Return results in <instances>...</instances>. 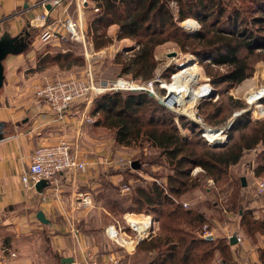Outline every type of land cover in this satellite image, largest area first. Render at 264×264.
<instances>
[{
	"label": "rangeland",
	"instance_id": "1",
	"mask_svg": "<svg viewBox=\"0 0 264 264\" xmlns=\"http://www.w3.org/2000/svg\"><path fill=\"white\" fill-rule=\"evenodd\" d=\"M171 1L175 2L177 12L179 8L177 1ZM229 1L232 6H247L250 10L248 14L257 13L255 10H258L259 8L261 11L262 9H264V0ZM255 1L258 4H256ZM61 3L62 7L64 8L63 11L65 9L66 11L63 12L61 10L60 15L59 17H57V19L61 18L64 21L65 18H70L72 21L78 24L81 31H83L84 37L83 39H81L83 41L70 39L68 33L65 31L63 32L60 28V25H58L57 23L54 24L57 19L51 17L50 15V12L54 10V8H52L50 4H47L45 6V11L49 13L48 23L51 24L50 32L53 35L48 39L41 38L40 34L43 30V26L39 27L40 29H38V33L36 29H32L31 26L33 25L30 22L31 26L28 25L27 27L23 28V30L18 35V44L26 43L25 48L18 54H7L2 60L4 79L0 91L3 90L4 82L7 83V89L10 88L9 83L11 84V86H16L20 94L26 95V98H24V101H26V103L23 104H27V101L31 100V103H29L28 109L26 110V113L29 112V114L30 110H33V114H31V117L35 114L34 111H36V113H40L39 117L42 120L44 119L42 117L43 115H45L47 118L48 116L55 118L54 115H48L46 113L43 114L47 111V108H44L43 105L36 102L34 89L36 86L42 85L45 82L58 78H77L83 79L85 81L92 80L95 84L105 81L114 82L117 79L123 78L125 81L137 83L139 85L153 80L155 91V98L153 99H163L168 91V99L172 100L174 98V95L172 94H174L175 92L167 86H171L173 82L172 76L179 72V69L181 67L180 65L186 60L190 61L191 68H195L198 73L197 83H194V85L189 84V86L191 87L193 85L196 90V87H199V83H208L209 86L214 89V96L208 99L199 98L198 101L194 100L193 97L189 98V100H193L195 102L194 108L196 112V118L199 116L203 123H205L206 125L204 130L200 125L195 123V121L189 119L187 117L188 115H177L174 112V108L169 109L164 106L167 112L173 114L175 122L178 124V131L181 136H188L189 138H192L196 141L197 138L203 139L201 135L202 131L204 137H206L204 135V132L208 131L213 132L212 135L215 134V132L217 134L218 132H220V128L227 126L232 119L234 120L235 118L242 116L248 111L249 104L246 103L247 100L250 103H253L257 97H264V60L261 59L264 58V52L258 53V51H256L253 55L247 56L248 62L252 66L251 76H249L239 84L228 85L226 83H222L218 87H214L210 83L209 77L205 74V67L209 64L210 67H208V69H212L214 73H224L227 69V66H217L212 63H208L209 59L200 61L194 55V53L191 52V48L197 46V44L193 46L187 45L183 50L179 48L173 41L167 40L161 46H159L156 51H154V58L157 61V67L154 71L153 77L145 81L134 80L129 75H120L119 65L115 63L114 60L118 53H121L122 57L130 56L132 54V51L138 48L136 42L130 39L116 40V28L118 27L116 25H110L108 27H99L97 34L103 32L106 35L108 34L109 36H112V43L96 49L93 43L94 34L89 31L86 35V30H88L89 24L93 20V16L98 12L95 11L97 9L94 10L92 8L93 6H95V1L62 0ZM39 5L42 9L41 13H43L44 8L40 3ZM61 5L56 7H60ZM47 6H49V8H47ZM53 15L54 14H52V16ZM175 15H177V13ZM187 18L196 20L199 27L197 29L195 28L194 30L190 29L193 30L192 32H190L187 28H183L182 22H185V19ZM201 24L202 23L193 16H188L179 22L180 27L189 36L197 34L201 29ZM37 35H39V38ZM62 36H65L63 40H66L67 42H63L61 40L60 37ZM84 44L86 48H84ZM65 52L71 53V57L69 60H63L60 58H58V60L56 59L59 54H63ZM173 52H175V55H172ZM240 54L243 56L245 55V52H241ZM70 61L71 64H69ZM4 62L5 64L7 63L6 66ZM111 91L112 90H107L96 94L89 93L84 98L73 102L66 108V110L70 107H73L74 109H80L81 107L86 108L87 112L84 113V117L81 116L83 117V121L85 122L84 124L86 125L85 131L87 132V135L89 137L88 140H96L94 142H91L93 143V145L88 148L86 147V149H91L92 151L95 147H98V157L100 160H98V164L101 165L97 166L98 169L100 168L98 171L97 167L93 169L92 166H90L88 163L90 157H92V152H82V150H79L80 146L75 145L74 148L71 146L73 153L79 157L85 158L87 162L86 170H77V172L86 173L87 170L89 171L91 169L92 171L94 170L95 175H97L94 181L91 182V185H89V187L84 186L83 188H81V190L79 189L74 194V200H72V204L74 206L76 204V197H79L83 193L89 194L92 199V204L84 208L78 207L77 205L74 207V210L78 212H75L77 213V215H75V217L73 218L74 223L72 222L73 224L71 228L75 233H77V230H79L82 234L90 235L91 231L94 230L96 233L98 232V235L101 234V231L104 234V238L107 243H105V240L102 239V247L104 251L109 252H107L101 259H97L89 250H85L84 255L90 253L91 256L97 261H103L109 257H113L116 260V264H144L149 260L150 255L142 249L137 250L136 246L140 240L146 238L147 236L149 237L148 234L150 232V234H154V231H156V233L159 234V224L155 220L151 219L152 223L150 225V228H148V232L144 235H139L130 228L125 219V216H130L128 213L146 215L144 214L146 211H144L143 209V213L131 211L119 213L117 212V209H112L109 206L108 208L105 207L107 200V198L105 197L114 195V192L116 194L114 196H128L132 191V187L137 186L138 184L145 186L146 183L148 184L160 182V184H163L165 186L167 184L166 176L168 174H171V172L168 169L167 164L164 163V159L162 157L160 159V164H154L153 161L157 158L159 149L151 146L150 143L143 141L142 145L136 144L130 146H122L114 141L113 130L94 125V122L99 118L100 114L93 113V101L97 98V96ZM122 92L130 91L126 90ZM23 104H20L18 106V109H24L25 107L23 106ZM240 104H244V107L240 108ZM260 105L262 104H260L258 101L257 103L250 105L249 110L252 111L257 106L255 108V112H260ZM262 113V115L258 113H252V116L253 118L256 117L257 119H261L264 116V110H262ZM64 116L65 112L63 114V117ZM206 116H208L213 122L207 120ZM189 117L193 118L194 115L190 114ZM179 119H182L184 123L185 121L191 122L195 124V126H186L188 124L186 123L185 127L187 128H185L183 127L182 122L179 121ZM60 120L62 119H59V121ZM253 124L250 123L244 128L234 130V138H237L241 134L248 133L250 129L253 128ZM29 129L30 128L26 130ZM230 129L231 126L227 128V131H229ZM220 134L221 136H223L221 132ZM212 138L213 140H217L218 135H214ZM228 141V132H226V139L220 145L224 146L228 143ZM198 147L200 148V146H197V148ZM259 150V146L251 150H246L240 162L229 168V173L232 176L237 177L238 180L240 179V177L244 176L247 182V185L241 191V197L243 198V208L240 209V213L237 206L231 207L228 205L227 197L229 194H231V191L228 190L227 193L223 191V189H227L226 183L214 181L212 178H205L204 172L200 166L191 168L189 173V179H196L197 184L191 182V184L186 189H184L180 195H172L173 201L175 200L174 203H181V207L183 210H187L189 208L197 211L204 210L205 219L203 223L195 221L189 225L184 221H181V219L180 221L173 220V223H179L178 226H180L182 229H184L185 231H192L193 234L199 236L200 238H206L209 235L212 236V239H208L211 241V243L206 245L205 247H201L199 249L200 251L198 252H201L203 248L214 249L216 248V245L225 246L228 252L231 253L232 258H230V260H232V262L224 264H232L234 262L233 252L236 251L237 248H242L239 247V244H242L241 241L243 242V240H248L253 244L264 246V225L252 223L256 220H259L260 223L264 219V195L257 196V189L255 186V182L257 180L264 181V163H261L264 161L256 157V154L259 152ZM135 160H138V162L141 164V169L131 168V163ZM120 162H124V164H121ZM258 166H262V170H259L257 172L256 168ZM126 167H129L132 171L130 173L131 175L128 176L127 180L125 181L124 175L122 176L119 171L125 169ZM106 181L116 185V188H119L117 190L113 189L111 191L107 188H104L103 184ZM54 184L57 185V181ZM50 186L51 185H48V188ZM44 189L42 188L41 191ZM173 206L174 204L166 205V211L170 210ZM242 211L244 212V219H242L241 216ZM148 216L151 217L150 215ZM160 222L167 223L168 218L162 217L159 219V223ZM110 225L119 226L122 232L126 233V235L133 242L132 250H127V246L125 244L124 246L126 248L107 237L105 228ZM95 232L93 234L97 235ZM232 235H235L236 239L238 237L237 235H241V241L237 240V243L231 245L229 239ZM31 236H45L47 240L49 233L46 231V229L33 230ZM35 242L36 245L40 244L38 240H36ZM119 242H121V240H119ZM87 243L88 241L85 242V245ZM47 244L48 246L44 244L43 248H38L37 250L40 251V253L44 252L46 255V259L55 264L57 263V260H55L54 256L55 254L52 251L51 245L49 243ZM73 244L74 245L71 247L73 256H68L72 258V262L63 264H84V258L82 259V261H80V263H77L75 260V254L80 251V242L78 238H75ZM225 259H229V257ZM205 264H222L218 250L215 251V257H209Z\"/></svg>",
	"mask_w": 264,
	"mask_h": 264
},
{
	"label": "trees",
	"instance_id": "2",
	"mask_svg": "<svg viewBox=\"0 0 264 264\" xmlns=\"http://www.w3.org/2000/svg\"><path fill=\"white\" fill-rule=\"evenodd\" d=\"M93 1L95 6L92 8L98 12L93 16L86 35L89 31L94 34V47L99 49L111 44L112 36L103 32L97 34L98 28L116 25V40H134L138 48L134 49L130 56L122 57L121 53H118L114 60L119 65V74L129 75L134 80L145 81L153 77L157 67L154 51L167 40L173 41L183 50L187 45L197 44L191 48V52L200 61L209 59L208 63L227 66L224 73H214L212 69H208L209 64L205 67V74L214 87L222 83H241L252 73L247 56L256 51L264 52V9L261 11L259 8L255 10L257 13L248 14L250 10L247 6H232L229 0H176L179 8L175 15L169 7L171 0ZM255 3L258 4L256 1ZM188 16L196 17L203 24L193 36L185 33L179 25V22ZM64 37L60 38L67 42L63 40ZM241 52H245V55L242 56ZM70 57L71 53L65 52L59 54L56 59L69 60ZM259 103L264 106V97ZM239 107H244V104ZM92 111L94 114H100L94 125L113 130L117 144L142 145L145 141L158 148L154 164H160L162 157L171 172L166 176L165 186L160 182L146 183L145 186L138 184L132 187L128 196H114V192V195L105 197V207L117 209L119 213H143L144 209V214L151 217L128 214L152 218L159 224V234L156 231L154 234L150 232L149 237L140 240L136 246L137 250L142 249L150 255L144 264H205L209 257H215L217 250L222 264L231 263V253L223 245H216L214 249L203 248L198 252L211 241L196 236L192 231H185L178 226L179 223H173V220L181 219L189 225L195 221L203 223L205 212L191 208L183 210L181 203H174L173 196L180 195L191 182L197 184L196 179H189V173L191 168L200 166L205 178L226 183L227 189L223 191H231L227 197L228 205L237 206L240 213L243 208L241 191L245 187L242 186L241 177L239 181L237 177L232 176L229 168L240 162L246 150L257 146L260 150L256 157L264 161V116L261 119L253 118L252 112L248 110L233 120L231 129L227 131L229 141L226 145L211 146L204 138L205 141L202 138L195 141L188 136H181L173 114L167 112L158 100L150 97L145 91L106 92L94 99ZM206 119L213 122L208 116ZM179 121L183 127L186 123V126H195L188 121L184 123L182 119ZM250 123H254V126L248 133L234 138V130L244 128ZM256 170H262V166H258ZM131 171L126 167L119 173L124 175L126 181ZM103 185L110 191L119 188L107 181ZM44 188H48V185ZM168 204L174 206L166 211L165 206ZM241 216L244 219L243 211ZM162 217L168 218V222L159 223ZM263 221L259 223V220H256L252 223L264 225ZM257 250L259 259L264 264V247ZM228 257L229 259H225Z\"/></svg>",
	"mask_w": 264,
	"mask_h": 264
},
{
	"label": "crops",
	"instance_id": "3",
	"mask_svg": "<svg viewBox=\"0 0 264 264\" xmlns=\"http://www.w3.org/2000/svg\"><path fill=\"white\" fill-rule=\"evenodd\" d=\"M63 9L62 5L54 8L50 12L51 17L57 19ZM41 11L38 0H0V37L4 33L10 37L18 36L23 28L31 26ZM31 27L39 33V27ZM6 85L4 82L3 90L0 91V122H3L0 138V264H54L46 259L44 252L37 250L43 248L44 244L48 246L47 243L55 254V264H63L62 257L73 256L71 247L75 238L80 242V251L75 254L77 263L84 258L85 250H89L97 259L103 258L109 251H104L102 247L101 241L105 240L102 231L98 235L93 230L88 235L79 230L75 233L71 228L73 218L77 215L75 212H78L72 204L74 194L84 186L91 185L97 176L94 170H87L86 173L62 172L57 176V185L52 184L42 190V194L25 190L21 183V173L30 163L33 148L39 144L53 143L61 138L68 140L73 148L75 145L80 146L82 152L91 151L86 147H91V142L96 140H88L85 131L83 115L87 112L86 108L70 107L60 121L51 116L42 120L36 111L31 117L32 109L30 114L26 113L31 100L23 104L26 103V95L20 94L18 88L10 83V88L7 89ZM20 104L25 108L18 109ZM91 152L88 163L94 169L101 166L98 164V147ZM99 169L97 167V171ZM38 211L49 220L48 224L37 219ZM43 229L49 233L47 240L45 236H31L33 230ZM36 240L40 244L36 245ZM241 243L239 247L242 248L233 252L232 264H263L257 250L263 245L248 240Z\"/></svg>",
	"mask_w": 264,
	"mask_h": 264
},
{
	"label": "built area",
	"instance_id": "4",
	"mask_svg": "<svg viewBox=\"0 0 264 264\" xmlns=\"http://www.w3.org/2000/svg\"><path fill=\"white\" fill-rule=\"evenodd\" d=\"M38 1L44 8V12L37 15L35 19L32 21V24L34 27L43 26V30L40 34L41 38L48 39L53 34L50 32L51 24L48 23L49 13L45 11V6L47 4H50L52 8H55L56 6L62 4L61 3L62 0H38ZM169 7L173 11V14H176V6L174 1L169 2ZM65 11L66 9L63 12ZM188 20L192 21V25H187L184 24V22H182L183 28L185 29L187 28L190 32H192L195 28L197 29L199 27L198 22L196 20H193L191 18L185 19V21ZM57 21H55L54 24L57 23L58 25H60L62 31L67 32L70 39L83 41L81 40L84 37L83 31H81L78 24H76L70 18H65L64 21L61 18H59L57 19ZM84 48H86L85 44H84ZM153 84H154L153 80L139 85L137 83H131L125 81L123 78L117 79L114 82L105 81V82H100L98 84H95L92 80L85 81L83 79H77V78H65V79L58 78L45 82L42 85L36 86L34 89V95L36 98V102L43 105L44 108H47V111L44 112L43 114L46 113L48 115H54L55 119H62L66 108L70 104H72L73 102L79 99L84 98L89 93L96 94L107 90H112V91L129 90V91H145L155 95ZM204 85H206L205 92L203 95L200 96V98L208 99L212 97V93L214 92V89L211 88L208 83H205ZM262 97L263 96L257 97L253 103H250L246 99L247 100L246 103L249 104L248 110L250 108V105L257 103ZM157 100L163 106L171 109L170 105L172 104L169 102V99H167V94L163 99L158 98ZM174 112L177 115L180 114L177 113L175 110ZM251 112L253 113V110ZM42 117L44 119L47 118L45 115H43ZM191 120L195 121V123L200 125L203 130L205 129L206 127L205 123H203V121L199 116L196 118V112L194 119ZM232 121L233 119L230 121V123L227 126L220 128V132L225 137L223 140L220 141L221 143L225 141L227 128L231 126ZM201 135L206 140V137L203 136V131ZM206 142L208 143V145L212 146L213 142H208L207 140ZM121 164H124V162ZM86 166H87L86 159L74 154L71 145L67 140L58 139L53 143L40 144L33 148L30 156V163L27 166V168L24 169L23 172L21 173V183L25 190L30 192L37 191L40 194H42L41 190L36 189V185L41 181H45L47 185H52L56 182V176L58 174L66 171H77V170L85 171ZM255 186L257 189L256 195L263 196L264 181L257 180L255 182ZM75 203H76L75 206L77 205L78 207L84 208L92 204V199L89 196V194L83 193L79 197H76ZM150 225L151 224H148V226L146 227L145 234L148 232V228H150ZM132 230L140 235L138 231H135L134 229ZM105 233L109 239L116 241L121 246H124L125 242L131 241V239L126 235V233L122 232L119 226H115V225L107 226L105 228ZM237 236H238L237 240L241 241L240 238L241 235L240 236L237 235ZM119 240H121L122 243L119 242ZM126 249L128 250V248ZM84 259H85L84 264H116V260L113 257H109L103 261H97L95 260V258L91 256L90 253H87Z\"/></svg>",
	"mask_w": 264,
	"mask_h": 264
},
{
	"label": "bare ground",
	"instance_id": "5",
	"mask_svg": "<svg viewBox=\"0 0 264 264\" xmlns=\"http://www.w3.org/2000/svg\"><path fill=\"white\" fill-rule=\"evenodd\" d=\"M184 24H187V25H192V21L191 20H188V21H185ZM180 69H179V72H177L176 74H174L172 76V84L171 86H167L168 88L174 90V98L172 100L169 99V102L172 104L170 105L171 108L173 106L174 110L177 112V113H180V114H184V115H189L190 114H193L195 116V102L193 100H189L190 97H193L194 100H197L200 98L201 95L204 94L205 92V86L204 84H201L199 83V87L197 86L196 87V90L194 88V83H197L198 81V73L196 71L195 68H191V65H190V61L189 60H186L184 63H182L180 65ZM189 84H193V88L192 86L190 87ZM200 85H203V86H200ZM165 88V87H164ZM167 89V88H166ZM168 96H169V93L167 91V99H168ZM261 106V109L260 112L257 111L255 112V107L253 109V113H258V114H263L262 113V110H264L263 106ZM193 111V112H192ZM190 118V117H189ZM191 119H194L191 118ZM213 132L211 131H208V132H204V135L206 136L208 142H215L216 140H213V136L214 135H218V141H221L224 139V136H221L220 132H218L216 134H213ZM143 215V214H141ZM145 216H148V215H145ZM128 225L134 229L135 231H138L140 233V235H144L145 234V231H146V227L148 226V224H151L152 223V220L147 218V217H144V216H141V217H136V216H126L125 217ZM128 249L132 250L133 248V242L130 241V242H125L124 243Z\"/></svg>",
	"mask_w": 264,
	"mask_h": 264
},
{
	"label": "water",
	"instance_id": "6",
	"mask_svg": "<svg viewBox=\"0 0 264 264\" xmlns=\"http://www.w3.org/2000/svg\"><path fill=\"white\" fill-rule=\"evenodd\" d=\"M49 8V6H47ZM18 36L16 37H10L7 33H4L0 37V88L2 87L3 84V79H4V73H3V63L2 60L5 58L7 54H18L20 53L26 46V43L23 44H18ZM172 55H175V52L172 53ZM148 95L152 98H155L154 94L147 92ZM212 96H214V92L212 93ZM233 122V121H232ZM2 127H3V122H0V138L2 135ZM221 144L220 141L216 140L215 142L212 143V146H219ZM140 167V164L138 160L132 161L131 163V168L132 169H138ZM241 182L242 186L245 187L247 185L246 179L244 176L241 177ZM47 186V183L45 181H41L36 185L37 190H41ZM37 219L44 224H48L49 220L45 218L44 214L41 211L37 212L36 215ZM205 239H212V236H207ZM229 242L231 245L237 243V239L235 235H232L229 239ZM63 263H70L72 262V258H62L61 260Z\"/></svg>",
	"mask_w": 264,
	"mask_h": 264
}]
</instances>
